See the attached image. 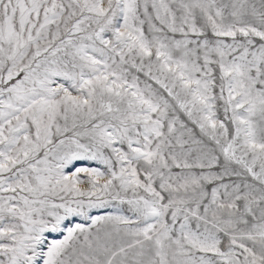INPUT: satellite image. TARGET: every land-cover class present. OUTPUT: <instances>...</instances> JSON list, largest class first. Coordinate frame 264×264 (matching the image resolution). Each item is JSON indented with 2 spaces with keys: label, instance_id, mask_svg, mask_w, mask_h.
<instances>
[{
  "label": "snow or ice",
  "instance_id": "snow-or-ice-1",
  "mask_svg": "<svg viewBox=\"0 0 264 264\" xmlns=\"http://www.w3.org/2000/svg\"><path fill=\"white\" fill-rule=\"evenodd\" d=\"M0 264H264V0H0Z\"/></svg>",
  "mask_w": 264,
  "mask_h": 264
}]
</instances>
